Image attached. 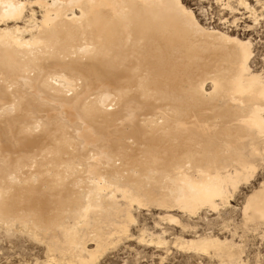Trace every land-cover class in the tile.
Listing matches in <instances>:
<instances>
[{"label": "bare ground", "instance_id": "bare-ground-1", "mask_svg": "<svg viewBox=\"0 0 264 264\" xmlns=\"http://www.w3.org/2000/svg\"><path fill=\"white\" fill-rule=\"evenodd\" d=\"M252 59L249 40L201 26L181 0H0V231L51 264H93L142 211L183 231L176 214L228 206L264 169ZM242 220L264 227V182ZM173 245L237 264L225 238Z\"/></svg>", "mask_w": 264, "mask_h": 264}, {"label": "rangeland", "instance_id": "rangeland-1", "mask_svg": "<svg viewBox=\"0 0 264 264\" xmlns=\"http://www.w3.org/2000/svg\"><path fill=\"white\" fill-rule=\"evenodd\" d=\"M181 2L193 11L201 26L227 32L241 40H249L253 51L251 69L264 73V59L259 56V53L264 51V12L259 13L263 0H260L259 6H256L258 4L254 0H246L249 6L258 11L256 21L247 11L236 5L235 0H230V5L234 9L231 13L215 0H181ZM234 20L236 22L232 23ZM256 176L236 190L229 199L228 206H220L215 212L203 209L197 216L190 218L176 214L175 217L186 226L183 231L176 224L159 221V213L155 210L140 212L138 216L135 215L136 223L129 226L132 238L120 241V244H116L117 247H109L93 264H222L226 262L225 258L220 259L213 254L185 251L173 245L175 237L187 240L195 236H212L232 241L239 250L237 264H264V227L255 229L250 225L246 226L242 220L244 201L264 182V169ZM141 227H145L147 234L165 231L163 237L168 244L163 247L146 243L137 244L133 238L137 237L138 229ZM21 253L41 261L45 260L42 247L37 243L18 235L6 236L0 231V264H12V261H18Z\"/></svg>", "mask_w": 264, "mask_h": 264}, {"label": "snow or ice", "instance_id": "snow-or-ice-1", "mask_svg": "<svg viewBox=\"0 0 264 264\" xmlns=\"http://www.w3.org/2000/svg\"><path fill=\"white\" fill-rule=\"evenodd\" d=\"M249 55L250 53L248 52L247 48H245V59H247ZM259 56L261 59H264V51H261L259 53ZM259 135L261 139L264 140V124L259 125ZM259 155H260V165L261 167H264V153H260ZM129 223L135 224V220L130 219ZM32 239L39 242L38 238L36 237H32ZM12 264H51V262L47 260L41 261L40 259L26 256L24 253H21V258L18 261L16 260L12 261Z\"/></svg>", "mask_w": 264, "mask_h": 264}]
</instances>
